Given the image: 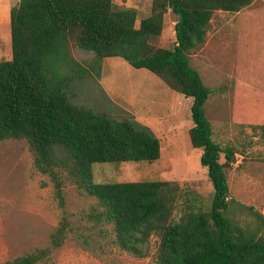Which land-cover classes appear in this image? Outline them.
<instances>
[{
    "label": "trees",
    "instance_id": "obj_1",
    "mask_svg": "<svg viewBox=\"0 0 264 264\" xmlns=\"http://www.w3.org/2000/svg\"><path fill=\"white\" fill-rule=\"evenodd\" d=\"M252 2L151 0L150 13L136 26L137 9L116 6L113 0H19L10 9L11 56L0 60V141L28 143L34 166L50 177L61 208L58 169L66 168L74 183L96 199L99 208L89 215L111 224L121 250L146 256L149 238L156 235L157 264H264V216L252 211L255 222L248 226L231 215L235 208L252 209L229 198L226 169L235 162L236 150L213 139L204 109L210 89L189 63L190 53L205 41L214 11L237 12ZM167 11L177 16L172 48L152 42L162 33ZM71 42L92 52L98 69L103 58L122 57L192 98L188 135L191 146L202 150L200 164L212 185L208 208L195 190L172 180H93V163L152 162L160 157L161 145L154 131L127 111L116 118L72 102L70 73L87 69L70 57ZM252 130L264 141V119ZM59 149L64 157L56 155ZM70 228L63 214L48 246L0 264H51Z\"/></svg>",
    "mask_w": 264,
    "mask_h": 264
},
{
    "label": "rangeland",
    "instance_id": "obj_2",
    "mask_svg": "<svg viewBox=\"0 0 264 264\" xmlns=\"http://www.w3.org/2000/svg\"><path fill=\"white\" fill-rule=\"evenodd\" d=\"M113 2L137 9L136 26L151 9V0ZM176 18L171 11L165 13L162 33L152 41L156 46H174ZM69 55L87 69L81 75L70 73L67 92L72 102L116 118L122 117L123 111L142 120L148 114L155 120L153 128L160 139L157 160L95 162L93 180H172L181 188L195 190L208 208L212 185L206 167L200 164L202 150L191 146L188 135L193 125L192 99L170 89L151 71L132 67L122 57L109 58L112 73L99 81L101 68L95 65L92 52L71 42ZM189 63L210 89L204 109L213 139L221 147L229 145L236 150L235 162L226 169L229 198L252 209L235 208L231 215L242 225L252 226V211L264 216V141L252 130L264 119V0H253L237 12L214 11L205 41L190 53ZM100 83L108 86L110 95L124 97L126 108L112 102ZM148 100L152 101L150 107ZM174 104L177 115L170 111ZM56 155L64 157V152L59 149ZM219 160L224 162L223 154ZM58 171L64 208L58 204L50 177L34 166L28 143L24 139L0 141V263L48 246L51 233L66 214L71 228L63 245L52 253L51 264H157L156 235L149 238L146 256L121 250L114 244L111 224L97 222L89 215L93 208H99L96 199L74 183L66 168ZM179 208L178 204L173 208V217Z\"/></svg>",
    "mask_w": 264,
    "mask_h": 264
},
{
    "label": "crops",
    "instance_id": "obj_3",
    "mask_svg": "<svg viewBox=\"0 0 264 264\" xmlns=\"http://www.w3.org/2000/svg\"><path fill=\"white\" fill-rule=\"evenodd\" d=\"M18 1L19 0H0V60L9 59L11 56L10 17L9 16H10L11 7L13 5H15ZM174 23H175V21H174ZM109 58L110 57H105L102 59L99 81H101L102 79H107L112 73L111 67H112L113 63L109 62ZM100 85H101L102 89L104 90V93L108 96V98L112 102L116 103L120 107L126 108L127 104H125L124 102L127 100L124 97L110 95L109 94L110 92L107 90L108 86L101 84V83H100ZM109 90H110V88H109ZM151 103H152V101L148 100V104H147L148 107L151 106L150 105ZM189 104L191 106V104H192L191 100H189ZM150 110H151V108H149V111ZM170 111H172V114L176 113L175 115H177L178 108L175 106V104L173 106H171ZM144 117L146 118L145 120H142L140 118L137 120L140 121L141 123L145 124V125H148L154 131L153 125L155 124V120H151L152 118H150V116L148 114ZM158 120H160V119L158 118ZM154 133L156 134L155 131H154ZM157 137H158V135H157ZM160 154H161V151H160Z\"/></svg>",
    "mask_w": 264,
    "mask_h": 264
}]
</instances>
